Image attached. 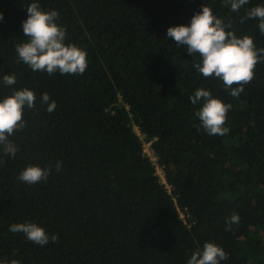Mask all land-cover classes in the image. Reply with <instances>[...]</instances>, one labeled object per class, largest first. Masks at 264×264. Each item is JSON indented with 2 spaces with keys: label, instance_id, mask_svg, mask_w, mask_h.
Segmentation results:
<instances>
[{
  "label": "trees",
  "instance_id": "trees-1",
  "mask_svg": "<svg viewBox=\"0 0 264 264\" xmlns=\"http://www.w3.org/2000/svg\"><path fill=\"white\" fill-rule=\"evenodd\" d=\"M32 2L59 13L65 43L87 53L83 74L33 71L19 61ZM204 4L264 48L259 20L240 22L264 0L237 12L228 0H0V99L25 87L36 95L24 129L9 137L15 157L0 148V264H188L207 242L225 251L220 264H264V62L239 97L199 73V55L167 31L190 26ZM10 74L17 83L5 86ZM200 88L231 104L227 134L202 127V102L190 99ZM28 166L52 171L28 185L18 179ZM233 213L239 220L229 229ZM27 222L58 241L39 246L9 231Z\"/></svg>",
  "mask_w": 264,
  "mask_h": 264
},
{
  "label": "clouds",
  "instance_id": "clouds-1",
  "mask_svg": "<svg viewBox=\"0 0 264 264\" xmlns=\"http://www.w3.org/2000/svg\"><path fill=\"white\" fill-rule=\"evenodd\" d=\"M233 12H237L249 0H228ZM28 18L22 22V28L27 40L16 45L19 61L28 65L33 71L47 72L61 75L83 74L87 68V53L75 44H66L67 29L57 24L59 13L56 10L45 12L38 2H32L27 6ZM0 13V20H3ZM258 19L261 34H264V5L252 7L246 10L245 19ZM168 37L174 39L177 45L186 46L190 55L198 54L201 61L195 63L204 77L219 78L230 95L239 97L244 91V86L254 78V69L257 63L264 62V48H257L254 39L249 35L238 37L233 29V23H227L213 14L212 9L206 4L202 10L196 12L191 18L190 26L179 25L169 27ZM3 84L13 86L17 83L14 74L3 75ZM236 85V87H233ZM192 104L202 102V107L196 112L202 127L209 135L223 136L229 132L225 127L227 112L231 104H225L221 99L215 98L211 91L198 89L190 98ZM50 96L44 93L41 103H48ZM36 95L27 87L16 90L12 94L0 99V148L5 155L15 157L19 148L9 139L25 127V107H35ZM55 101L48 104L47 111L52 113L56 109ZM56 170L60 171L62 163L58 162ZM52 168L47 170L40 166H28L18 179L28 185H34L46 181ZM238 214L233 213L227 220L229 229L238 222ZM13 233H23L26 238L39 246H45L50 241L55 243L58 236L49 234L36 223H15L9 228ZM228 257L225 251L212 242H207L203 250H197L192 254L188 264H220ZM10 264H20L13 259Z\"/></svg>",
  "mask_w": 264,
  "mask_h": 264
},
{
  "label": "built area",
  "instance_id": "built-area-1",
  "mask_svg": "<svg viewBox=\"0 0 264 264\" xmlns=\"http://www.w3.org/2000/svg\"><path fill=\"white\" fill-rule=\"evenodd\" d=\"M137 128V127H136ZM136 131H138V130H136ZM147 144H149V142H146ZM149 148V147H148ZM146 152V151H145ZM149 152H150V149H149ZM147 154H149V156L153 159V160H155L156 159V155L155 154H152L151 152L150 153H148V152H146ZM153 155V156H152ZM160 171H161V173L163 172V177H161V173H160ZM156 172L159 174V176H160V179H161V181L162 182H164L165 183V186L168 188V189H170V184L166 181V179H165V174H164V170H163V168H162V166H160V165H156ZM180 217L183 219V217H184V213L182 212V211H180Z\"/></svg>",
  "mask_w": 264,
  "mask_h": 264
},
{
  "label": "rangeland",
  "instance_id": "rangeland-1",
  "mask_svg": "<svg viewBox=\"0 0 264 264\" xmlns=\"http://www.w3.org/2000/svg\"><path fill=\"white\" fill-rule=\"evenodd\" d=\"M134 129L137 130L136 127H134ZM144 150H145L146 152L150 153V152H149V148H148V144H147L146 142H144ZM152 156H153V155H152ZM160 173H161V171H160ZM161 177H163V172L161 173Z\"/></svg>",
  "mask_w": 264,
  "mask_h": 264
}]
</instances>
